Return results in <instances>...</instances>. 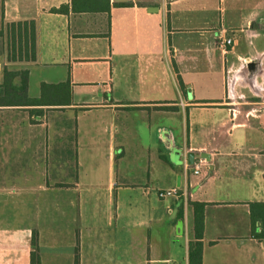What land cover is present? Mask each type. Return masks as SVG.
<instances>
[{"label": "crops", "instance_id": "0c3cea01", "mask_svg": "<svg viewBox=\"0 0 264 264\" xmlns=\"http://www.w3.org/2000/svg\"><path fill=\"white\" fill-rule=\"evenodd\" d=\"M30 21L34 58L0 56L38 100L0 105V264L33 232L39 264H189L193 202L201 264H264V0H0Z\"/></svg>", "mask_w": 264, "mask_h": 264}, {"label": "trees", "instance_id": "16d2710c", "mask_svg": "<svg viewBox=\"0 0 264 264\" xmlns=\"http://www.w3.org/2000/svg\"><path fill=\"white\" fill-rule=\"evenodd\" d=\"M63 10V7L57 9ZM5 53L8 61H28L35 56L34 24L30 22H11L0 28V55ZM17 80V82H16ZM27 71L11 70L3 65L0 78V105H30L38 100L30 99L26 95ZM46 84L42 83L41 90ZM194 239L189 243V264H201L202 243L199 240L202 232V203L193 202ZM264 212V202L255 203ZM30 264H39L37 236L33 232L31 237ZM77 253L74 261L77 264Z\"/></svg>", "mask_w": 264, "mask_h": 264}, {"label": "built area", "instance_id": "2783aa9c", "mask_svg": "<svg viewBox=\"0 0 264 264\" xmlns=\"http://www.w3.org/2000/svg\"><path fill=\"white\" fill-rule=\"evenodd\" d=\"M217 43H218V47L226 51V47L232 44V40L228 37H219ZM198 170L199 168L198 166H196L193 169V173H198ZM157 195L160 198H168V197L178 198L181 196V192L178 187L163 188L157 191Z\"/></svg>", "mask_w": 264, "mask_h": 264}, {"label": "water", "instance_id": "95a60500", "mask_svg": "<svg viewBox=\"0 0 264 264\" xmlns=\"http://www.w3.org/2000/svg\"><path fill=\"white\" fill-rule=\"evenodd\" d=\"M249 67H252L251 64H249ZM188 163H193V153L192 152H189L188 153Z\"/></svg>", "mask_w": 264, "mask_h": 264}, {"label": "rangeland", "instance_id": "374dc122", "mask_svg": "<svg viewBox=\"0 0 264 264\" xmlns=\"http://www.w3.org/2000/svg\"><path fill=\"white\" fill-rule=\"evenodd\" d=\"M2 55H4V57H5V53H2L0 56H2ZM4 57H3V59H4ZM0 59H1V57H0ZM3 59H2V60H3ZM0 71H1V68H0Z\"/></svg>", "mask_w": 264, "mask_h": 264}]
</instances>
